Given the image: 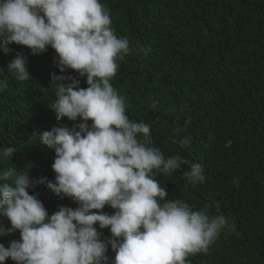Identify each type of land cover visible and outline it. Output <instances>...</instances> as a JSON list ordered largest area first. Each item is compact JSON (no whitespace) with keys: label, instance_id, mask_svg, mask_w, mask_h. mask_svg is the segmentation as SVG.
<instances>
[{"label":"trees","instance_id":"1","mask_svg":"<svg viewBox=\"0 0 264 264\" xmlns=\"http://www.w3.org/2000/svg\"><path fill=\"white\" fill-rule=\"evenodd\" d=\"M111 27L129 41L111 84L125 100L134 122L150 125L151 146L166 157L176 154L199 163L205 175L193 185L189 165L170 175L157 173L168 198H179L194 210L224 216L226 225L209 250L189 254V264H264V0H100ZM0 47V150L12 146L13 157L0 168L17 167L31 180L54 182L55 152L39 145L34 133L82 122L58 121L50 108L55 99L51 74H63L87 88L86 76L55 67L51 47L38 55L25 46ZM141 49L143 51H141ZM30 75L18 82L7 73L16 57ZM70 82V81H69ZM91 121H89V124ZM190 138L183 148L172 142L175 129ZM49 214L60 206L78 207L37 183L28 189ZM96 211V210H93ZM101 211L112 215L105 206ZM0 226L11 227L6 217ZM101 239L111 238L108 228ZM20 233L0 235L9 247ZM108 264L115 252L109 245ZM5 264H16L11 258Z\"/></svg>","mask_w":264,"mask_h":264},{"label":"clouds","instance_id":"2","mask_svg":"<svg viewBox=\"0 0 264 264\" xmlns=\"http://www.w3.org/2000/svg\"><path fill=\"white\" fill-rule=\"evenodd\" d=\"M111 24L100 0H0V47L5 53L10 44L25 46L34 55L51 47L60 73L75 70L86 76L88 85L81 88L74 77L51 74L55 99L50 108L57 120L82 121L33 134L39 145L55 152L54 182L43 177L33 181L28 170L17 167L0 168V217L11 225L0 226V235L20 233L9 247L0 244V264L8 258L16 264H108L109 245L115 252L112 264H189V254L206 253L226 225L222 215L167 199L158 172L170 175L189 165L185 175L195 185L205 180L203 168L179 154L166 157L151 146L150 125L126 114L125 100L110 81L117 60L131 50ZM25 64L18 56L7 73L18 82L28 80ZM5 86L0 80V88ZM181 131L174 130L172 142L183 148L190 138L181 137ZM15 151L12 146L0 150V163ZM37 183L79 206H60L49 214L28 191ZM106 205L114 214L101 211ZM97 224L110 230V239H101Z\"/></svg>","mask_w":264,"mask_h":264}]
</instances>
